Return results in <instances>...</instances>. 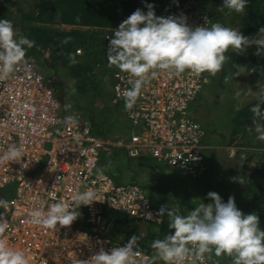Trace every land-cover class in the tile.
Masks as SVG:
<instances>
[{
	"label": "built area",
	"instance_id": "obj_1",
	"mask_svg": "<svg viewBox=\"0 0 264 264\" xmlns=\"http://www.w3.org/2000/svg\"><path fill=\"white\" fill-rule=\"evenodd\" d=\"M176 15L184 14L190 25L208 26L212 20L204 7L193 0L181 2ZM129 14H121L110 26L89 27L99 30V47L106 55L108 38L119 22ZM87 29L88 27H81ZM76 46V54L82 53ZM49 60V52L37 45L25 59L30 71L18 67L15 74L0 81V153L10 143L22 146L21 162L0 160V198L7 201L4 218L9 229L2 238L24 249L31 264H78L100 248L108 250L122 244L99 231H88L76 225L77 220L97 228L105 223V210H115L140 220L158 222L157 207L137 181L115 182L99 168L101 151L106 155L125 153L127 158L150 155L155 161L177 169L191 179L202 178L207 171L203 150L204 126L191 117V101L208 84L210 74L185 72L169 78L161 70L142 88L131 110L124 109L122 92L130 87V76L116 68L111 74L110 104H120L122 117L131 125L129 138H109L101 129L104 117L98 119L99 108L90 109L68 102L58 88L50 85L37 63ZM35 109V111H33ZM72 116L74 123L66 117ZM107 116V115H106ZM45 144H49L45 148ZM235 147L228 149L233 157ZM264 164V161H263ZM76 185L95 189L97 199L81 205L80 215L69 226L56 231L28 223L27 212L33 206L70 199ZM0 212H4L0 209ZM151 214V216H149ZM141 257L152 253L138 249ZM191 259V257H189ZM150 264H163L151 259ZM197 264H222L211 257Z\"/></svg>",
	"mask_w": 264,
	"mask_h": 264
},
{
	"label": "clouds",
	"instance_id": "obj_2",
	"mask_svg": "<svg viewBox=\"0 0 264 264\" xmlns=\"http://www.w3.org/2000/svg\"><path fill=\"white\" fill-rule=\"evenodd\" d=\"M248 2L223 0L222 6L230 13L242 15ZM141 3L146 10L137 7L119 22L111 36H106L108 65L130 76V87L122 92L125 110L133 108L143 86L156 78L161 70L169 78L186 71L197 76L204 72L216 75L228 61L226 53L229 49L241 53L249 45H255V53L264 55V25L257 29L258 36L250 38L237 27L219 21L208 26H193L186 22L184 14L156 15L152 3L146 0ZM69 39L65 37L64 42ZM34 44V40L17 32L10 19L0 18V81L11 78L18 67L30 71L25 56ZM69 59L71 63L76 62L71 56ZM235 67L238 72H243L237 65ZM259 100L264 103V88L259 93ZM261 103L254 105L251 111L254 117L264 119ZM66 120L74 123L72 116ZM256 131L260 133L259 138L264 139V126L258 125ZM22 156L25 157L22 146L10 143L0 153V160L21 162L23 166ZM205 196L210 202L200 200L186 214L181 213L179 205L170 208L165 204L157 209L158 222L161 223L166 215L170 231L163 238L151 241V257H141L137 243L140 237L132 235L122 244L108 250L100 248L87 259H77L78 264H150L153 258L163 264H197L212 254L230 257L231 264H264V228L260 226L259 215L254 211L242 212L231 195L226 202L215 191H208ZM94 201H100L95 189L85 187L81 190L76 185L70 199L54 198L53 203L45 205L41 201L39 206L30 208L27 222L56 231L58 226H69L77 219L79 206L91 205ZM6 205L7 201L0 198V209L4 210L0 212V264H31L24 249L2 238L9 229V221L4 218Z\"/></svg>",
	"mask_w": 264,
	"mask_h": 264
},
{
	"label": "trees",
	"instance_id": "obj_3",
	"mask_svg": "<svg viewBox=\"0 0 264 264\" xmlns=\"http://www.w3.org/2000/svg\"><path fill=\"white\" fill-rule=\"evenodd\" d=\"M182 1L178 0L177 3H174L173 0H146L147 3L154 5L156 15L164 16L169 14L176 15ZM258 2L259 0H249L240 20V32L250 38L258 36L256 33L257 29L264 25V8L260 9ZM34 7L33 14L31 11L22 12L21 18L24 21L43 19L46 23L68 24L78 28L69 30L41 26L22 28L23 35L35 41L32 52L37 45L42 44L41 46L44 45V48L49 47L52 59L59 62L74 79L77 91L83 92L87 90L90 85L89 73H92L97 83L102 81V79L105 80V90L100 89L92 94L101 96L104 94L103 91H105L107 95H110L111 83L103 78L107 69L105 63L107 61H105V55H103L99 47L98 35L100 31L92 30L89 27L113 25L119 15L130 14L137 7L146 10L141 0H37ZM201 7L207 10L212 20L214 14L211 13L209 5L205 3L201 4ZM80 27L88 28L81 29ZM65 37H70L71 39L65 43ZM79 45L82 46L83 50L82 53L76 54L75 47ZM229 50L232 51L231 49ZM232 52L235 53V60L238 63L248 65L255 76L264 80V55L255 53V45H249L241 53ZM70 56L75 59V63L70 62ZM81 60H83V63H81ZM258 103H261L259 99L239 102L230 114L224 113V117L226 116L230 119L232 137L238 136L242 145L264 147V139H259L257 137L259 134L256 131L258 125L264 126V119L254 117L251 111V108ZM85 108L89 117H92L90 105L89 108ZM261 108L264 109V103H261ZM258 169H261L260 173L264 175V168ZM253 187V195L250 199H247L245 191H249ZM241 189L240 197L245 204V211L247 213L256 212L260 217V226L264 228V186L256 183L250 184L249 181L243 180V188ZM139 221L140 219L135 217L108 209L105 210V223L102 228H97L81 220H77L76 225L88 231H99L111 240L120 243L127 241L130 236L136 235L140 237L137 242L138 249L152 253L151 248L148 250L144 240L141 239L147 233L144 234L139 230ZM161 227L163 225H159V228ZM146 239H151V237L148 236Z\"/></svg>",
	"mask_w": 264,
	"mask_h": 264
},
{
	"label": "rangeland",
	"instance_id": "obj_4",
	"mask_svg": "<svg viewBox=\"0 0 264 264\" xmlns=\"http://www.w3.org/2000/svg\"><path fill=\"white\" fill-rule=\"evenodd\" d=\"M193 1H195L196 3L200 5L201 4L203 5L205 3L209 5L211 13L214 14V18H212V21H219L227 26L237 27L238 30L240 31V20L242 18V15L237 14V13H230L228 12L227 9H224L222 6L223 0H193ZM35 2H37V0H0V8L3 10L2 11L3 13L1 14V18L10 19L13 22L14 28L15 29L17 28L16 29L17 32L22 35H23L22 28L29 27V26L63 28L61 24L46 23L43 19H38L34 21H24L21 18L22 12L26 11L27 8H29L31 9V13L33 14L35 10V7H34ZM258 3L260 5L259 6L260 9H263L264 0H261V1L259 0ZM180 6H181V3L179 5V8H181ZM45 48L46 50H48L50 58L48 61H42V60L41 61H42V68H44L45 66L49 68V72L46 70V79L48 83L51 82L53 83V85H57L58 89L60 88L59 91L64 97L67 98L66 100L68 102H73V103L78 104L79 99H80L81 101L79 102V104L81 103L82 106L89 108L87 96L92 98L93 101L91 102L90 107H93V104H96V106H99L100 112L96 113V116L98 117V119L102 118L101 115L104 117V120L101 124V129L105 131V133L107 134L109 138H112L115 135H118V137L122 136L120 137L121 139L127 140L131 132V125L128 121H126L122 117L120 104L111 105L110 96L107 95L105 91H103L104 94L101 96L92 94L94 92L96 93L100 89L105 90V80L102 79V81L97 83V81L94 78L95 76L93 77L92 73H89L90 85L86 91L80 92L83 94H79V91H77L75 88L74 79L59 64V62L52 59L50 55L49 47H45ZM32 49L33 48L27 49L26 52H28V54H31ZM101 52L103 53L102 49H101ZM103 55L105 54L103 53ZM227 56L229 57V59L228 61L225 62V65L222 67V71L224 72L223 80H222L223 89L217 90L218 87L214 85L215 90L213 92L215 93L212 94L211 99H214L216 101L215 104L217 103V105L215 106V110L213 114L226 113V110L231 105L228 103V101L233 100L235 97H236V101H235L236 103L237 102H249L255 99H259V93L261 89L264 88V80L259 79L257 76H255L252 72V69H250L248 65L238 63L235 60L234 52L229 50ZM105 61H107L106 55H105ZM81 63H83V60H81ZM105 63H106L107 69L105 71L106 72L105 77L103 78H105L106 80H109V82L111 83V74L116 69V67L115 66L110 67L107 62ZM235 65H237V67L240 68L243 72H238ZM204 93L205 92L203 91V92H200L198 95H203ZM221 103L222 105H220ZM87 116L89 115L87 114ZM217 120L219 121V119ZM236 127H238V125H236ZM258 134L259 135L257 137L259 138L260 133ZM48 147H49V144H45V148H48ZM102 153L103 152L101 151V154ZM204 155H205L206 164H207L208 162L207 151L204 152ZM115 157H116L115 158L116 160L120 162H124L120 164L126 165L125 162H127L128 159L125 153L120 151L119 153L115 154ZM133 160L134 159H130V161H133ZM263 161H264V158H262L260 160V163H258V165L253 167L250 172L247 171V173H245V175L243 176L244 180L249 181L250 184L256 183V184L264 186V175H262L263 173H260L261 169H258L259 166H261V168L264 167V164L262 163ZM108 163H111V164L114 163L113 157H111ZM221 163H223V161ZM102 164L106 165V162L102 160ZM111 164H108L109 165L108 167L111 173H115L117 171V168L119 167L112 168ZM226 166H227L226 164L224 165V167L221 166L223 171ZM119 169L122 170L121 167ZM126 170H128V168ZM223 171H221V173L224 175ZM180 174L182 173L180 172ZM116 179L118 178L116 177ZM183 180H184L183 185H185L186 187V190L184 192L185 194L183 195V200H188L187 202L188 204L183 205V206L180 205V209H181L182 214L183 213L186 214L187 211H190L195 205H198L200 203V200L205 203L209 202V199L206 198L205 196V194L209 191V189L207 191H204V194H202L201 189H199L198 187H195L198 185L196 183L197 180L190 178L189 181H186V176H183ZM201 188L203 189V187ZM210 191L217 192L221 196V198L226 202L228 196H226L227 193H225V191L216 190L215 188H210ZM253 192H254V187L250 189L249 191L246 190L245 191L246 198L250 199V197L253 195ZM239 201L241 204H243L242 200H239ZM244 209H245V206L241 208V211H243ZM244 213H247V212H244ZM139 225H140L139 230H141L144 234L147 233L145 234L144 238H141V239L144 240V244L148 250L150 249V243L153 239L163 238L169 231L167 226H163L159 228V226L156 225L155 223L144 221V220H140ZM148 236H150L151 239L147 240L146 238ZM216 259H217V262L219 263L231 264V258L228 256L221 255L217 257Z\"/></svg>",
	"mask_w": 264,
	"mask_h": 264
},
{
	"label": "crops",
	"instance_id": "obj_5",
	"mask_svg": "<svg viewBox=\"0 0 264 264\" xmlns=\"http://www.w3.org/2000/svg\"><path fill=\"white\" fill-rule=\"evenodd\" d=\"M2 11L3 10L0 8V18L1 14L3 13ZM30 11L31 9L27 8L24 13ZM61 26L64 30L78 28L68 24H61ZM36 61L46 75V70L49 72V68L47 66L42 68V61L39 58ZM223 73L224 72L221 69V71L216 75H211L208 84L201 91H204L205 93L203 95H198V93V96L196 95L189 105V113L191 117L194 119L196 118V120L204 126L205 137L203 140V145L205 146V149L203 150V154L205 151H207L208 156L206 174L202 178L194 180H197L196 183L198 185L195 187L201 189L202 192H200L202 194H204V191H207L208 189L210 191V188L225 191V193H227L226 196L231 195L234 197L236 206L241 210V208L245 206L244 202L241 204L239 201L242 200L240 196L242 193L241 188H243V176L245 173H247V171L250 172L251 169L258 165L260 160L264 158V147L242 145L241 139L238 136L232 137L230 128L231 122L229 121L230 119L226 116L224 117L223 113L213 114L215 106L217 105V103L215 104L216 101L211 99L212 94L215 93L213 92L215 90L214 85L218 87L217 90L223 89ZM49 84L58 88L57 85H53L51 82H49ZM79 94L83 93L79 92ZM87 97L88 103L91 105L93 100L89 96ZM80 101L81 100L79 99V102ZM235 101L236 97L233 100L228 101V103L231 105L226 110L227 114H230L237 103H239H236ZM79 102L78 105L82 106V104H79ZM220 105H222V103ZM96 107L99 108V106L93 104L91 109H95ZM217 119H219V121ZM230 147H235V154L233 157H228V149ZM108 155L105 153L101 154L99 168L109 174L115 182H139L145 189L152 201V204L155 207L159 208L161 205L167 204V206L171 208L178 205L183 206L188 204V200H183V195L185 194L184 192L186 190L185 185H183V175L180 174L177 169L165 166L155 161V159L150 155L130 158L134 159L133 161H130V159L127 158L128 160L125 162L126 165L120 164L124 162L116 160L114 153L111 154V156ZM111 157H113L114 162L112 164L108 163ZM102 160L106 162V165L104 164L105 166L102 164ZM222 161L224 164L221 163ZM107 163L111 164L112 168L121 167L122 170L117 168L115 173H111ZM225 164L227 166L223 171L221 166L224 167ZM127 168L128 170H126ZM258 168H261V166ZM221 171H223L224 175L221 173ZM116 177L118 179H116ZM189 179L186 177V181H189ZM201 187H203L204 190ZM245 210L246 208L243 211L246 212ZM162 225L167 226L166 215ZM210 257L213 261L217 262V257H215L214 254H212Z\"/></svg>",
	"mask_w": 264,
	"mask_h": 264
}]
</instances>
